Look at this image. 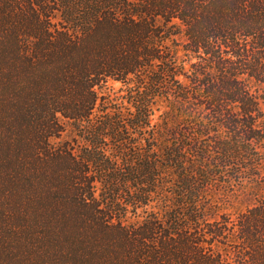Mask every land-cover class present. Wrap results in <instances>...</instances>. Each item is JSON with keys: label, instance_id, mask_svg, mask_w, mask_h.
Masks as SVG:
<instances>
[{"label": "trees", "instance_id": "16d2710c", "mask_svg": "<svg viewBox=\"0 0 264 264\" xmlns=\"http://www.w3.org/2000/svg\"><path fill=\"white\" fill-rule=\"evenodd\" d=\"M0 264H264V0H0Z\"/></svg>", "mask_w": 264, "mask_h": 264}, {"label": "rangeland", "instance_id": "374dc122", "mask_svg": "<svg viewBox=\"0 0 264 264\" xmlns=\"http://www.w3.org/2000/svg\"><path fill=\"white\" fill-rule=\"evenodd\" d=\"M105 87L106 88H103L101 91H105L112 98L123 95L124 93L120 90L119 82L109 80ZM160 109H163L162 106ZM154 113V119H156L157 115L160 113V110L155 111ZM59 120L63 125V130L58 135L51 136L49 138L50 142L54 145H58L63 141H69L70 144L75 145V147L76 145L83 144L84 141L77 135V132L70 124V121L62 117H60ZM255 192L259 191L253 188L252 184L234 185L230 186L228 189L224 188L219 191H214V193L211 194V199L216 205V207L213 209V212L215 213L213 217H217L216 213H224L233 217L235 213L244 210L247 206L251 205L255 201V198L257 197ZM147 209H152L159 216H162L166 207L153 203L147 206ZM144 215L145 213H143V209H138L135 214L130 212L127 213L125 219L126 221L133 222L140 220Z\"/></svg>", "mask_w": 264, "mask_h": 264}]
</instances>
